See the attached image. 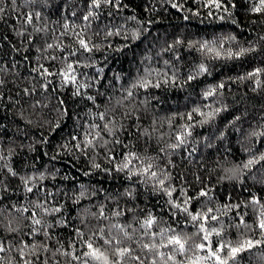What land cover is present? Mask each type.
Wrapping results in <instances>:
<instances>
[{
  "label": "trees",
  "instance_id": "1",
  "mask_svg": "<svg viewBox=\"0 0 264 264\" xmlns=\"http://www.w3.org/2000/svg\"><path fill=\"white\" fill-rule=\"evenodd\" d=\"M220 2L227 7V12L223 7H214L213 0H120L119 9L103 6L99 18L89 23L82 16L87 14L90 0H47L46 6H25L24 0H16L17 10L6 11L0 19V81H3L0 84V181H3L0 183V210H3L0 222L15 218L14 226H19L21 231L8 234L0 229V238L6 236L14 245L20 240L44 244L50 251L39 255L41 261L47 258L48 264H82L84 257L75 261L60 254L68 251L81 255L86 250L76 229L87 239L91 231L100 227L105 228L107 235L110 224H131L129 231H137L133 234L134 241H126L125 246L131 244L133 255L147 257L145 264H149L152 254L138 247L135 241L151 242L143 236L138 223L150 213L158 220L152 231L174 229L188 238L185 253L174 255L180 264H189L190 259L207 255L196 247L204 242L203 234L197 235V227L190 217L174 208L169 200L184 207V200L191 198L187 205L189 212L195 214L212 208V214L219 217L218 222L209 221L207 228L219 229L221 223L225 226L221 237L215 233L209 237L213 250L217 240L231 241L233 245L242 239L264 240L257 227L261 205H264V160H259L264 155V135H252L264 133V71L257 77L247 76L257 68L264 69V12L251 10L258 0ZM173 4L177 7H172ZM5 7L11 8L8 4ZM29 11L41 12L39 19L33 17L32 25L24 23V14ZM72 12L76 15L72 16ZM64 23L69 24V31L86 28L85 35L100 46L92 53L77 54L81 62L76 68L77 85H65L59 75L49 76L46 81L33 71L40 65L54 73L65 67L64 53L46 47L49 43L73 45L71 35H60L65 32ZM37 28L45 30L37 32ZM117 28L121 35L106 38L108 31L115 32ZM137 31L140 39L133 41L132 33ZM125 35L128 40L124 39ZM229 37L235 39L229 40ZM177 39L183 41L179 46H175ZM214 40L222 57L228 50L251 48L254 51L240 58L226 59L216 58L214 52L199 50L198 42ZM125 44L131 47H123ZM169 45H174L171 51H167ZM117 48L123 51H115ZM52 56L58 59H46ZM164 61H169L178 73L175 85L148 91L133 89V97L124 100L123 106L116 103L139 76L145 75L144 69L167 71ZM202 63L211 74L199 75L185 83L187 76L194 74ZM85 64L93 66L84 67ZM99 68L104 71L97 75ZM220 83L224 88L217 90L216 100L204 99L201 94ZM78 85L83 86L78 89ZM77 91L79 94H74ZM88 96H95V103ZM205 105L226 110L205 124L199 123L204 117L195 113L191 122L186 119L194 107L209 111ZM106 109H115L112 115L123 128L115 136L105 138L121 140L128 145L127 151L155 157L160 167L172 176L171 187L176 190L171 197L146 177L129 178L126 172L115 171L99 147L94 152L89 149L87 155L75 147L72 136L82 139V133L94 122L96 113ZM124 112L130 114L124 117ZM186 123L196 125L188 143L176 152L161 153L159 149L174 143L173 134ZM124 152L123 147L116 146L113 153L116 164L122 158L119 154ZM254 158L259 162L245 168L248 160ZM92 162L111 171L93 169ZM8 168L17 175L12 176ZM231 170H238L237 178H228ZM85 172L89 175L85 176ZM41 174L43 180L39 179ZM22 177L36 179L25 185ZM26 187H33V192L28 193ZM165 187H169L167 182ZM81 191L85 192L83 197ZM200 191H207L208 196L200 197ZM253 198L260 203L253 205ZM35 204H44L49 209L62 206V211L46 215L34 209L44 227L35 237H30L27 219L30 213L16 212L13 206L31 210ZM99 206L104 207L109 220L96 218ZM115 211L123 215L113 217ZM240 216L248 228L234 226L240 224ZM111 234L116 235L115 231ZM155 240L160 243L159 236ZM161 251L173 250L162 248ZM11 255L19 259L15 252ZM220 255L223 258L225 254ZM241 257L240 264H264V245L242 253ZM128 264L135 262L128 261ZM168 264L175 262L168 261ZM200 264L218 262L200 260Z\"/></svg>",
  "mask_w": 264,
  "mask_h": 264
},
{
  "label": "snow or ice",
  "instance_id": "2",
  "mask_svg": "<svg viewBox=\"0 0 264 264\" xmlns=\"http://www.w3.org/2000/svg\"><path fill=\"white\" fill-rule=\"evenodd\" d=\"M8 4L11 6V8H6L5 5ZM40 4L41 6L47 5V0H24L25 6H31ZM111 5L114 8L119 9L121 7L120 0H90V3L88 4V12L87 14L82 16V20L84 22H91V20L98 19L99 18V10L103 6ZM213 5L216 8H222L225 12H227V7H224L220 0H213ZM172 7H177L176 4H173ZM16 0H0V19L4 18V14L6 11H16ZM253 12H264V0H258V4L254 6L251 9ZM72 16H75L76 13L72 12ZM35 16L36 19H39L41 17V12L38 11H29L26 14H24V23L26 25H32L33 23V17ZM131 19H135V17H132ZM187 19V17H185ZM220 19H223L221 16ZM65 32H62L60 35L66 36L71 35L73 38V45L65 46L61 43H49L46 45L47 49H53L57 48L61 52L64 53L63 55V61L65 67L60 70L58 73H54L52 71H49L48 68H45L43 65H40L39 68L33 69V71L37 72L40 76L44 77L47 81V77L53 76V75H59L63 81V83L66 84H74L77 85V72L76 68L80 66V60L77 59V54L84 55L85 53H92L93 51L99 50V45L92 42V39L90 36H86V28L81 29L79 31H75L74 29L72 31H69V24L64 23L63 25ZM45 29L37 28L35 31L40 32L44 31ZM23 34V33H21ZM113 35H121L120 29L117 28L115 32L108 31L106 33V38L111 37ZM125 40H128V36L125 35ZM131 39L133 41L140 39V32H133ZM229 40H234L235 37H229ZM183 43L182 40L177 39L175 41V46H179ZM199 43V50L204 51L207 50L208 52H214L216 58H226V59H236L245 56L247 53L254 51V49L251 48H240L236 52H232L231 50L227 51V54L225 57L221 56L220 49H217L215 47L216 41H203L198 42ZM193 44H189V47H193ZM111 47V46H109ZM123 47H131L129 44H125ZM174 45H169V48L167 51H171ZM222 47V45H221ZM117 52L123 51V48H117L115 49ZM55 61L58 59L56 56H52L50 58ZM175 59L178 61L179 57H175ZM164 65L167 68V71H159L156 69H144L145 75L139 76L131 85L128 90H126V93L121 100H117V104L123 106L124 100H130L133 97V89H143L145 91H148L150 89H160L162 85H175L178 78V73L175 69H173L169 61H164ZM93 65L85 64L84 67H92ZM104 71L103 68L97 69V75L102 73ZM264 71V69L257 68L252 72H249L247 76L249 78L257 77L259 74ZM211 74L209 72L208 67L205 64H200L194 74H189L187 76V79L185 80V83L192 81L197 78L199 75L203 74ZM243 79V77H241ZM3 81H0V84H2ZM260 82L257 81V84ZM47 82L43 85V87H47ZM80 86L78 85V89ZM224 84L220 83L218 85L209 87L206 91H204L201 95L204 97V99H208L209 97H212L214 100L217 98V90L223 89ZM25 93L27 94V89H25ZM74 94H79V91ZM88 99L93 101L95 103L96 97L95 96H88ZM99 107V105H96ZM206 108H209L210 110L205 112L201 110L200 107H194L190 112L187 113L186 119L191 122L193 120V114L195 113L198 116L204 117L202 121H200V124H205L210 121L215 115L219 114L221 111L226 110V108L222 107H215L213 108L211 105H205ZM115 111V109L112 110H105L96 113V115L93 117V123L89 125L84 133H82V139H80L77 136H72V140L76 141L75 147L81 152L82 155H87L88 150L91 149L93 152L99 147L106 153V159H108L109 163L114 165L115 171L117 172H126L128 174V177L131 178V176L136 177H146L148 180L152 181L154 184H158L160 186V190L163 191L168 197L172 196L173 191L176 189L171 187V180L172 176L170 172H168L165 168H161L159 163L156 162V158L148 155H140L135 151H127L128 145L123 144V142L119 139L115 140H109L106 139L105 136L113 137L117 134L118 131H120L123 128V125L118 124L115 117L112 115V113ZM130 114V112H124L122 115L124 117H127ZM183 118V114H182ZM96 120H99L101 123H95ZM196 125L192 123H186L184 125L180 126V129L176 131L174 135L175 142L169 143L166 145V147H161L159 151L161 153H165L167 150H171L173 152L178 151L183 146H185L188 143L189 137L192 136V128ZM56 127H59V125H56ZM147 135V133H145ZM252 135H264V133H253ZM112 144V147H109V144ZM83 145V148L81 147ZM119 145L125 149L124 153H120L119 155L122 157L119 164H116V155H114V151L116 146ZM66 147V145H65ZM2 158V157H0ZM54 159V157H53ZM259 160H264V155H261L259 157ZM259 160L257 159H250L248 162L244 165L245 168H249L254 163H258ZM168 164L171 165V161H168ZM92 168L96 170H100L103 172H110L111 169H105L102 168L101 164L92 162ZM232 175H230L229 179H235L238 176V170H231ZM8 172L12 176H16L17 173L12 171L11 168H8ZM85 176L89 175L88 172L83 173ZM22 181L27 185L31 180L36 179L35 177H29L27 179L21 178ZM39 179L43 180L44 176L43 174L40 175ZM144 181H141L143 183ZM166 182L169 184V187H165ZM0 183H3V181H0ZM83 189V185L80 186ZM26 191L28 193L33 192V187H26ZM183 189H181V193H183ZM128 196H131V192L125 193ZM47 195H51V193H47ZM85 195L84 191H81V197ZM200 197H207L208 192L207 191H200L199 193ZM191 198H187L184 200V207H181L179 203H173L171 200H169V203L172 204V206L179 211H182L183 213L187 214L190 217V221L193 223L194 227H197V235H202V243L197 244L196 247L200 249L201 251H206L207 255L203 257H197L195 259H190L189 264H200V260H214L218 262V264H229L231 261V264H240L241 262V254L251 251L254 248H257L258 246L264 245V240H252V239H242L239 240L233 245L231 241L229 242H221V240H217L215 250H213V247L211 245V241L209 240V237L215 233L217 237H221V233L224 230V225L221 223L220 228L212 227L211 229L206 227V224L209 221L212 222H218L219 217L213 213L212 208H207L206 211H198L195 214L189 212L188 204ZM253 205L259 204V200L253 198L251 201ZM228 207L227 205L225 206ZM234 208H239L240 205H233ZM14 211L19 212L21 214L23 213H30V215L27 217L29 224H30V230L28 235L30 237H35L37 233L41 230L42 227H44V222L42 219L37 218L36 211L34 209H40L42 213L46 215H54L56 213H60L62 211V206L60 207H54L49 209L44 204H35L33 209L30 210L29 207H22L19 209H16L15 206H13ZM261 212H260V218L257 222V227L260 229V235L264 237V205H261ZM3 210H0V213H2ZM99 215L96 216L95 213H92L91 215L96 216L98 220H109V217L105 214L104 207L99 206L98 208ZM211 214V215H210ZM123 215L121 211H115L112 213L113 217H120ZM240 224L234 225L236 228H240L241 225H243L245 228H248L249 226L244 223V217L240 216ZM139 230L143 231V236L150 238V243H143L140 244L139 241H135L137 243V246L140 247L142 250H146L148 253L152 254V257L150 259L149 264H168V261H174L175 264H180L179 261L175 260L174 253H179L183 255L186 251L185 245L187 243V237H182L180 233L175 232L174 229H160L157 231H152L153 226L158 224V220L155 216L151 215L150 213L142 220L139 221ZM16 224L15 218L8 219L7 223L0 222V229H3L4 233L8 234H19L21 229L19 226H14ZM39 226V227H38ZM231 226V225H230ZM131 228V224L125 226L120 223H113L110 224V226L107 229V235L105 233V228L100 227L96 230L91 231V235L87 239H83L84 233L80 231L79 229H76L77 235L81 238V244L86 249L82 252L81 255H75L73 252L64 251L60 254L63 256H70L75 261H81L82 257L85 259L82 260V264H128V261H134L135 264H145V259H142L139 255H133V248L131 247V244H128L125 246V242H133L134 241V233L137 231V229H133L131 232L129 229ZM115 231L116 235H112L111 233ZM171 231L172 235H167V233ZM45 236L48 235L47 232L44 233ZM120 238H117V237ZM159 236L160 243H156L155 238ZM166 238V243L164 242ZM207 242V244L205 243ZM162 248H171L173 251L169 252H163L161 251ZM50 249L46 247L44 244H37L35 242L29 244L27 241L20 240L17 242L16 245H14L12 242H10L7 237L0 238V264H48L47 258L41 261L40 259V253L49 252ZM59 251V249L57 250ZM15 252L19 259H15L11 254ZM220 253H224V257L222 258ZM53 256L55 253L52 254ZM33 257L35 260H33Z\"/></svg>",
  "mask_w": 264,
  "mask_h": 264
}]
</instances>
